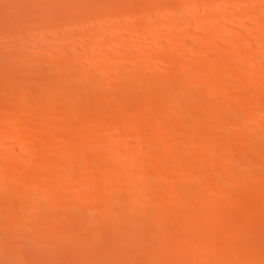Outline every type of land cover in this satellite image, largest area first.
I'll list each match as a JSON object with an SVG mask.
<instances>
[{"label": "bare ground", "instance_id": "obj_1", "mask_svg": "<svg viewBox=\"0 0 264 264\" xmlns=\"http://www.w3.org/2000/svg\"><path fill=\"white\" fill-rule=\"evenodd\" d=\"M0 43V264H264V0H0Z\"/></svg>", "mask_w": 264, "mask_h": 264}, {"label": "rangeland", "instance_id": "obj_2", "mask_svg": "<svg viewBox=\"0 0 264 264\" xmlns=\"http://www.w3.org/2000/svg\"><path fill=\"white\" fill-rule=\"evenodd\" d=\"M257 3H258V2H257ZM259 4H261V1H259L258 5H259ZM257 7H258V6H257ZM244 8H245V7L242 6V8H241V9H243V10H242V13H243V11H245V12H247V14L250 13V12H248V11H251V12H252V11H255V10H256V9H254V10H252V9H249V10L245 9V10H244ZM239 10H240V9H239ZM255 13H256V12H255ZM244 14H246V13H244ZM252 14H253V13H252ZM211 24H212V23H211ZM213 25H214V24H213ZM215 25H216V24H215ZM209 26L211 27L212 25L209 24ZM236 29H238V28H236ZM252 32H253V30H252ZM250 33H251V32H250ZM253 33L255 34V32H253ZM247 34H249V33H247ZM246 36H247V35H246ZM251 36H252V37H255L252 33L249 34V37H251ZM249 37H248V38H249ZM3 40H4V39H3ZM6 40H7V39H5L4 41H6ZM8 40H9V39H8ZM1 41H2V40H1ZM10 42L12 43V40H10ZM2 43H3V41H2ZM4 43H5V42H4ZM7 43H9V42H7ZM2 45H3V44L0 43V47H1ZM4 45H5V44H4ZM219 47L221 48L220 50H222V48H227V46L224 45V44H223V45H220V46H218V44H217V47H216V48H219ZM30 49H31V48H30ZM197 54H199V55H197L196 57H194V61H195V60H198V61H199V59H200V61H202V59L200 58V57H202V56H201L200 54L203 55V53L201 52V53H197ZM192 58H193V57H192ZM192 58H191V59H192ZM202 58H203V57H202ZM192 60H193V59H192ZM196 62H197V61H196ZM163 70H164V71H170L171 69L169 68V65H168V64H165L164 67H163ZM253 79L256 80V79H260V78L256 77V79H255V78H253ZM253 79H252V80H253ZM260 80H261V79H260ZM260 80H259V82H260ZM252 82H253V81H252ZM255 82H256V83H255ZM255 82H254V84H256V85L259 84V83L257 82V80H256ZM257 83H258V84H257ZM260 83H261V82H260ZM259 85H260V84H259ZM195 88H196V89H201V90H206V89H205V88H206L205 86H195ZM121 100H122V102L126 101V99H124V98H123V99H122V98L119 99V101H121ZM204 103H205V102H204ZM216 103H217V104H222L221 100H220V101L217 100ZM216 103H215V104H216ZM206 104H207V106L209 107V105L211 104V102H207V103L204 104L203 109H204V107H205V110L209 109V108L211 107V105H212V104H211L210 107L208 108V107L205 106ZM205 110H204V111H205ZM6 116H7V117H6ZM8 116H9V115H8V114H5V113L0 114V119H1V121H2V120H3L2 122H4V120L6 121V119H3V118H5V117H6V118H10V117H8ZM193 119H194V117H193ZM148 120L151 121L150 118H149ZM1 121H0V122H1ZM145 121H147V120H145ZM145 121H141V125H143L142 123H144ZM146 123H147V122H145V124H146ZM255 125H256V120H253V121L251 122V126L253 127V126H255ZM234 130H236V131H234V133H235V132H237V133L241 132V130H239V129H238V130H237V129H234ZM241 133H242V132H241ZM235 134H236V133H235ZM66 147H68V146L66 145L65 148H66ZM69 147H70V146H69ZM68 149H69V148H68ZM69 150H70V149H69ZM156 150H157V149H154V150H152V151H149V152H147V153H144V155H146V157H151V158H153V156L155 157V155H156ZM32 152H33V151H32ZM34 152L36 153V151H34ZM34 152H33V153H34ZM37 152H38V151H37ZM35 153H34V154H31V155L34 156V155L37 154V153H36V154H35ZM38 153H39V155H40V151H39ZM261 154H262V152L259 153V155H261ZM39 155H37V157L35 158L36 161H33L34 165L36 164L35 162L38 161L37 158H38ZM216 155L218 156V154H216ZM219 155H220V153H219ZM259 155L257 154V158H260ZM263 155H264V153H263ZM64 156H65V155H64ZM258 156H259V157H258ZM261 156H262V155H261ZM65 157H66V156H65ZM147 159H148V161L151 160L150 158H147ZM149 159H150V160H149ZM38 165H39V164H38V162H37V165H36V166H38ZM98 168H100V167H98ZM98 168H97V169H98ZM101 168H103V167H101ZM98 170H100V169H98ZM254 170H255V172H251V173H254V174H253V177H254V178H257L256 176L258 175V177L260 178V176H261L260 173H261L262 170L257 169V170L260 171V172H258L256 169H253L252 171H254ZM262 172H263V171H262ZM217 174H219V176H220V173H216V174H214L215 177H214V175H213V176H212V175H208V178L206 177L207 180L205 179L204 181H206V182H207V181L210 182L211 180H213V177H214V179L219 178V176H218ZM210 176H211V178H210ZM220 177H221V176H220ZM254 184L256 185L255 182H254V183H251V185H252L253 187H252L251 185H248V186L246 185V188H247V189L250 188V190L248 189L250 192L247 191L248 194L252 193V191H254L255 194H259V193L261 194V193H263V187L257 185V186H258V189H255L257 186L255 187ZM259 187H260V188H259ZM246 188H245V189H246ZM251 188H252V189H251ZM253 188H254V190H253ZM247 189H246V190H247ZM259 189H260V190H259ZM255 190H256V192H255ZM258 190H259V192H258ZM14 191H15V190H13V189H9V190H8V194L12 195V194L15 193ZM257 192H258V193H257ZM245 195H247V193H245ZM245 195H244V196H245ZM244 196H242L241 198H240V197L235 198V199H237V200L235 201L236 204L239 203L240 201H242V200L244 199ZM239 198H240V200H239ZM235 199H233V202H234ZM238 200H239V202H238ZM156 204H157V203H156ZM157 205H158V204H157ZM147 207H148V206H146V208H147ZM152 208H153V210L156 208L155 203H153L152 207H150V209H152ZM147 209L149 210V207H148ZM143 210H144V211H143ZM148 210H146L145 208L138 209V210H137V209H135V210H130V211L125 212V215H126V216H129V218L132 217V215L135 216V217H137L138 214H139L141 211H142V213H140L139 215L143 214L145 211H148ZM153 210H152V212H153ZM154 211H156V212H154V215H153L152 212H150V211H148V213H149V215H150L149 218H151L153 221H156V218H158V212H157V209H155ZM210 211H213V209H210ZM214 211H215V209H214ZM81 212H83V211H81ZM138 212H139V213H138ZM34 214H35L36 216L39 217V216L41 215V212H40V211H35ZM123 214H124V213H123ZM135 214H136V215H135ZM156 214H157V215H156ZM125 215H124V216H125ZM130 215H131V216H130ZM151 215H153V216H151ZM154 216H157V217H154ZM66 218H68V216H63V219H66ZM127 218H128V217H127ZM125 219H126V217H125ZM256 227H257V226H256ZM256 227L253 228L254 230L256 229L255 231L252 229L254 232H256V231H261L260 229L263 230V227L260 228L261 226H258V227L260 228L259 230H258V227H257V228H256ZM66 232H68V231H66ZM111 234L113 235V232H112V231H108V232L105 233V235H102V238H101V239H104L105 237L108 238V237L112 236ZM68 235H70V234L68 233ZM77 236H78V238L80 239V242H81V240H82L81 238H83V235H77ZM9 237H10V238H9ZM9 237L7 238L8 240L11 239V235H10ZM78 238H77V239H78ZM75 239H76V236L74 237V241H75ZM77 239H76V240H77ZM79 239H78V242L75 241L76 244H77V243H78V244L80 243V242H79ZM198 245H199V246H198ZM198 245H194V246H192L193 249H194V247H196V246H198V247H196V248H197V249H196L197 251H199V250H198L199 248H200V249L203 248V247H201V246H203V245H200V244H198ZM192 247H191L190 249H192ZM193 249H192V250H193ZM192 250H191V251H192ZM193 251H195V250H193ZM254 252H256V251H254ZM254 252L249 253L248 256L251 255V254H254ZM14 257H15V256H10V258H13V259H14ZM16 258L18 259L19 257L16 256Z\"/></svg>", "mask_w": 264, "mask_h": 264}]
</instances>
